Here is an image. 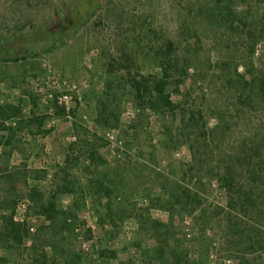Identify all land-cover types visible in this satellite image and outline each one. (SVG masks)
I'll return each mask as SVG.
<instances>
[{
	"label": "rangeland",
	"instance_id": "rangeland-1",
	"mask_svg": "<svg viewBox=\"0 0 264 264\" xmlns=\"http://www.w3.org/2000/svg\"><path fill=\"white\" fill-rule=\"evenodd\" d=\"M169 40L175 115L134 83ZM248 154L264 169V0H0V264H264Z\"/></svg>",
	"mask_w": 264,
	"mask_h": 264
},
{
	"label": "trees",
	"instance_id": "trees-1",
	"mask_svg": "<svg viewBox=\"0 0 264 264\" xmlns=\"http://www.w3.org/2000/svg\"><path fill=\"white\" fill-rule=\"evenodd\" d=\"M63 33H65V28L62 30ZM45 36L48 35V33H44ZM39 39V41H38ZM42 38L38 37L35 38L34 44L37 45L40 43V40ZM177 50L175 49L174 42L172 40H169L167 44L164 46L161 60L158 64V72L152 74L148 77H143L140 80L135 79V91L137 98L141 101L140 107L142 110L149 109L153 112L157 113H170L175 115L176 111L179 108V104L175 103L172 100V94L168 91L170 81L172 77L174 76L175 70L178 66L177 62ZM14 54L11 50H6L5 54L10 55ZM11 54V55H12ZM245 81V80H244ZM247 84L250 85L251 81H245ZM261 88L263 89V83L260 81ZM10 108V106H8ZM3 110V108H1ZM15 110V109H14ZM194 118V114L192 113L189 120H192ZM244 166L245 169H247L250 172V176L252 177L253 182L257 183L264 182V172L263 168L261 166L262 162H260L257 159L256 155H249L247 159H244ZM225 186L229 189V191H235V194H237V198L233 197V200L240 199L239 197L243 196L246 197L252 192L251 190H247V186L251 185L250 180L247 178L243 179H236L233 175L227 173L226 176L223 178ZM250 182V183H249ZM254 189V188H253ZM233 194V193H232ZM234 195V194H233ZM175 198L174 202H182L185 198H189V195L185 192L181 193L180 195L172 196ZM178 198V199H177ZM261 197L259 196V199ZM235 221H233V225L235 227H238L240 230L239 236L240 237H246L247 236V224L244 220V217L241 216H234ZM259 221V220H258ZM232 222V221H230ZM259 223H262L264 227V216L261 215V220ZM246 224V225H245ZM3 229L5 230L6 237L9 238L10 241L14 243L20 244L23 241V238L25 237V228L13 221L12 216H7L5 219V223L3 226ZM24 230V231H23ZM260 238H257L258 243H260ZM254 241V239H253ZM255 242V241H254ZM263 249L264 246H261Z\"/></svg>",
	"mask_w": 264,
	"mask_h": 264
},
{
	"label": "built area",
	"instance_id": "built-area-1",
	"mask_svg": "<svg viewBox=\"0 0 264 264\" xmlns=\"http://www.w3.org/2000/svg\"><path fill=\"white\" fill-rule=\"evenodd\" d=\"M69 98H70L69 93H64V94H62V95L60 96L59 99H60V102L67 103L68 100H69Z\"/></svg>",
	"mask_w": 264,
	"mask_h": 264
}]
</instances>
